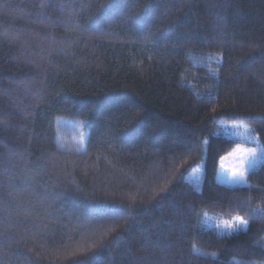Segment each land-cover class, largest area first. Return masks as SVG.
<instances>
[{"label":"trees","instance_id":"obj_1","mask_svg":"<svg viewBox=\"0 0 264 264\" xmlns=\"http://www.w3.org/2000/svg\"><path fill=\"white\" fill-rule=\"evenodd\" d=\"M108 2L0 0V264H264L262 214L202 224L264 207V161L218 182L214 133L264 148V0H131L150 41Z\"/></svg>","mask_w":264,"mask_h":264},{"label":"snow or ice","instance_id":"obj_2","mask_svg":"<svg viewBox=\"0 0 264 264\" xmlns=\"http://www.w3.org/2000/svg\"><path fill=\"white\" fill-rule=\"evenodd\" d=\"M105 7H111V0L105 5H101V8ZM134 7V3L131 2V0H128L125 4V8L118 14V16L115 18V20H112L110 22H120V23H132L137 32L146 33V29L142 26L136 23V15L132 12V8ZM145 41H150L151 34L146 33L144 36ZM261 121L264 122V116L260 117ZM83 121L78 123V127L83 126ZM237 129L239 126H235ZM249 129L245 126L242 130H236L231 131L229 134L234 136H240L244 139L251 140L252 137L248 135ZM90 138V133L81 131L80 136L78 137V144L80 148H84L85 146V140ZM237 156V163L234 167L231 168L229 172V176L225 179V182L230 185H242L247 186L248 188L258 187L256 185L248 184L246 180V176L248 173L256 169L257 166L264 161V148L257 147V148H241L239 145L237 146V149L234 153ZM224 158L221 157V160ZM250 213L249 218H245L242 216H235L231 220H225L223 221V227L227 230H229V234L232 232H238L239 230H247L248 225L251 222V218L254 217L257 213L262 214L264 216V207H261L260 205L249 207L248 209ZM257 244H260V241L256 242ZM262 250H264V245L261 246ZM190 254L194 251H198V245L193 243L190 246ZM201 255H205L204 253H201ZM207 255H210L213 259L218 258V255L216 252L208 253ZM235 261V264H258L257 261L254 260H238L236 258H233Z\"/></svg>","mask_w":264,"mask_h":264},{"label":"rangeland","instance_id":"obj_3","mask_svg":"<svg viewBox=\"0 0 264 264\" xmlns=\"http://www.w3.org/2000/svg\"><path fill=\"white\" fill-rule=\"evenodd\" d=\"M235 126H239V128L237 129ZM245 126L249 129L248 135L252 137L251 140L244 139L240 136H234V135L229 134L231 131L242 130ZM214 133L222 135L227 138H232L238 141V143H236L229 152H227L226 154L222 156L224 159L223 160L220 159L217 172H216V180L218 182L230 185L226 183L225 179L223 178H227L229 176V172L231 168L234 167L237 163V156L234 154L237 149V146L239 145L241 148H257L259 147L257 145L258 140H257V137L251 133L250 127L246 123H243V122H222L219 124V126L215 128ZM200 169L201 168L198 167L196 170L192 171L189 174V176L193 179H198ZM231 219L232 218L227 219V218H221L217 216L205 215L202 220V224L206 228L215 229L218 233H229V230L223 227L222 222L225 220H231Z\"/></svg>","mask_w":264,"mask_h":264}]
</instances>
